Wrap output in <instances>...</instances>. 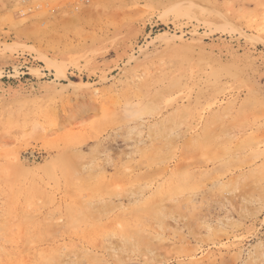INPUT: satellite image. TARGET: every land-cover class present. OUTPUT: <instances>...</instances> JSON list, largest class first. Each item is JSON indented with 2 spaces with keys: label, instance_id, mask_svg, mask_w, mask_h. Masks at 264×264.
I'll return each mask as SVG.
<instances>
[{
  "label": "rangeland",
  "instance_id": "rangeland-1",
  "mask_svg": "<svg viewBox=\"0 0 264 264\" xmlns=\"http://www.w3.org/2000/svg\"><path fill=\"white\" fill-rule=\"evenodd\" d=\"M0 264H264V0H0Z\"/></svg>",
  "mask_w": 264,
  "mask_h": 264
},
{
  "label": "bare ground",
  "instance_id": "bare-ground-1",
  "mask_svg": "<svg viewBox=\"0 0 264 264\" xmlns=\"http://www.w3.org/2000/svg\"><path fill=\"white\" fill-rule=\"evenodd\" d=\"M44 61H45V59H44ZM47 61H48V60H47ZM45 62H46V61H45ZM48 62H49V61H48ZM48 62H47V63H48ZM51 62H52V61H51ZM54 63H56V62H54ZM54 63H53V64H54ZM48 65H49V64H48ZM52 68H54V67L52 66ZM57 72H58L57 74H58L59 77H61V76H65V75H66V73L63 72V71H61V70H58ZM65 155H66V154H65ZM63 157H64V156H63ZM64 158H65V157H64ZM62 160H63V159H62ZM66 160H67V159L65 158V161H66ZM67 161H68V160H67ZM80 161H81V160H80ZM66 165H67V164H66ZM66 165H65V166H66ZM78 168H79V167H78Z\"/></svg>",
  "mask_w": 264,
  "mask_h": 264
}]
</instances>
